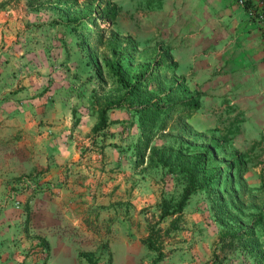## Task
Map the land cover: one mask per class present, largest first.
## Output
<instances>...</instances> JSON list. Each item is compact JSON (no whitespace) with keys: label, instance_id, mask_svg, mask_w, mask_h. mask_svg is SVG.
<instances>
[{"label":"crops","instance_id":"crops-1","mask_svg":"<svg viewBox=\"0 0 264 264\" xmlns=\"http://www.w3.org/2000/svg\"><path fill=\"white\" fill-rule=\"evenodd\" d=\"M246 9L237 0H162L150 26L169 61L192 63L178 76L203 90L200 100L239 120L232 142L239 137L242 150L264 147V25ZM9 52L0 47V264H88L80 252L94 250L96 264H136L135 173L120 171L118 157H100H112L109 148L90 150L95 117L72 125L69 110L39 96L33 75L20 71L25 55L11 63ZM106 233L117 236L107 242L110 258Z\"/></svg>","mask_w":264,"mask_h":264},{"label":"rangeland","instance_id":"rangeland-1","mask_svg":"<svg viewBox=\"0 0 264 264\" xmlns=\"http://www.w3.org/2000/svg\"><path fill=\"white\" fill-rule=\"evenodd\" d=\"M160 1L0 0V33H9V37H0V47L10 51L6 57L11 63L16 61H13L15 57L25 55L26 63L20 71L26 76L33 75L40 87L39 96H46L69 110L74 126L84 114L97 120L99 108L119 99L121 91L114 86L105 67V62L115 59L130 75L154 70L146 92L152 101L162 99L167 106L196 94L199 97L198 110L180 122L176 114H171L164 130L151 139L147 148L177 150L180 143L195 146L230 131L232 148L247 151L242 150L239 137L232 142V126L239 120L234 122L229 112L220 110L209 99L200 100L203 90L186 84L178 76L189 73L192 63L188 59L181 55L176 72H166V68L171 67L165 62L168 60L166 48H162L152 34L160 31L153 32L150 27L152 13L160 14ZM111 6L116 7L118 14L112 25H105L99 15ZM90 18H96V26L94 31L86 32L83 25L94 26L91 22L87 24ZM101 27L106 29L101 30ZM29 64L33 67L32 74L31 69H26ZM13 73L9 70V77ZM130 107L134 106L127 101L120 108H110L106 112L107 127L96 133L90 129L95 141L90 150L94 148L93 152H97L98 148H109L107 151L113 156L101 154L100 157L111 160L118 157L120 171L130 167L136 175V231L135 236L129 235L136 239L131 252L136 264H252L243 248L245 241L240 244L229 236L231 232H241L250 223V215L264 209V192L259 186L260 182L264 184V147H250L253 150L248 154L249 162L240 179L241 190L235 187L236 200L230 199L231 192L199 191L190 196L180 214L161 219L160 200L171 198L174 203L183 184L179 175L169 174L160 165L149 166L147 149L143 156L137 155V149L145 145L139 135L137 116ZM229 158L228 153L219 155L211 170L224 169L226 161L223 160ZM113 168L116 166L111 164L108 172ZM217 198L229 203L228 214L221 215L225 227L214 218L211 203ZM110 233H106L111 237L105 242L107 258L113 253L107 242L114 243L117 239ZM255 233L264 252L263 233L258 229ZM221 234L225 235L222 242L219 241ZM96 255V250L80 252L88 264H96L93 261ZM110 259L106 264H111Z\"/></svg>","mask_w":264,"mask_h":264},{"label":"trees","instance_id":"trees-1","mask_svg":"<svg viewBox=\"0 0 264 264\" xmlns=\"http://www.w3.org/2000/svg\"><path fill=\"white\" fill-rule=\"evenodd\" d=\"M248 5L245 3V7ZM117 9L111 6L105 9L99 18L104 19L106 24H113L117 17ZM87 24L91 22L94 26L83 25L86 32H92L95 29V19H88ZM105 30L106 27H101ZM263 36V35H262ZM171 67L166 68V72L173 74L176 72V64L169 60ZM115 59L105 62L107 74L112 78L114 86L121 91L119 99L115 102L109 101L97 111V120L92 127V132L96 133L107 127L108 122L106 112L110 108H120L124 102L129 101L134 107L130 110L137 116L138 130L142 143L145 145L137 152V155L143 156L147 149L148 165H160L165 168L169 174H177L181 178L183 187L179 198L172 203V199L160 200V218L166 216H174L180 214L185 207L190 196L197 192H231L230 199L237 198L236 186L241 190L240 179L245 173L246 164L249 162L248 154L253 148L247 151H236L231 146V133L223 134L219 137H211L208 141L199 145H189L180 143L177 150L170 148H147L151 139L159 132L164 130L166 122H168L171 114H176L177 121L188 119L193 112L198 110L199 102L198 95L193 98H186L183 101H178L170 105H164L162 99L152 101L149 95H146L149 85L150 76L154 70L137 71L130 75L127 70L120 67ZM159 66V65H158ZM232 148V149H231ZM228 153L229 159L226 161L225 168L217 172L211 170V165L217 161L219 155ZM264 192V184L259 185ZM236 200V199H235ZM231 204V203H230ZM229 203L223 198L214 199L211 207L214 208L215 221L221 226H226L223 223V216L228 214ZM223 215V216H221ZM250 223L242 229V231L231 232L230 238L238 241H245L244 250L252 264H264V252L258 241V236L254 232L258 229L264 236V209L260 208L254 215H250ZM225 238L221 234L219 241L222 242ZM243 243V242H242ZM145 246L150 250L149 244L144 241ZM247 248V249H245Z\"/></svg>","mask_w":264,"mask_h":264},{"label":"built area","instance_id":"built-area-1","mask_svg":"<svg viewBox=\"0 0 264 264\" xmlns=\"http://www.w3.org/2000/svg\"><path fill=\"white\" fill-rule=\"evenodd\" d=\"M246 0H237V4L241 6H245ZM247 16L250 19H254L256 22L262 23L264 25V0H259L256 6H247L246 7ZM263 39H264V31H262ZM20 183L23 184L24 187L32 188V183L28 180H22ZM17 203H15V206Z\"/></svg>","mask_w":264,"mask_h":264}]
</instances>
